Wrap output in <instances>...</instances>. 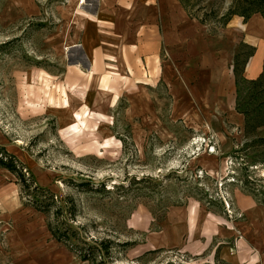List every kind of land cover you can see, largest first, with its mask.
Here are the masks:
<instances>
[{"label":"rangeland","instance_id":"1","mask_svg":"<svg viewBox=\"0 0 264 264\" xmlns=\"http://www.w3.org/2000/svg\"><path fill=\"white\" fill-rule=\"evenodd\" d=\"M252 16L264 0H0V264H264V78L228 96L194 78L200 43L164 39ZM89 25L92 73L71 62Z\"/></svg>","mask_w":264,"mask_h":264},{"label":"crops","instance_id":"2","mask_svg":"<svg viewBox=\"0 0 264 264\" xmlns=\"http://www.w3.org/2000/svg\"><path fill=\"white\" fill-rule=\"evenodd\" d=\"M174 21H172L164 35L165 42L168 41L170 46L174 47V50L176 45L181 43L182 40L184 42L200 43L199 48L194 51L195 56L192 57L190 62L192 69H194V78L208 81V78L214 77V73H222V78L227 79L228 96L230 91L234 92V94H239L241 83L255 85L258 80L264 78V23L259 21V18L252 16L245 20L235 17L220 30V33L212 36L216 42L215 46H210L209 42L212 40L197 28H188V24L181 28L182 25L177 23L176 19ZM90 27L91 25L85 29L80 46L72 47V49H75L76 62L74 60L71 61L73 66L80 64V67L86 70L87 73L102 70L103 61L98 55L99 50L93 49L100 47L101 43L90 41L91 30H93ZM144 28L142 30L143 38H145V35L148 36V44H152L156 48L155 46L160 42L158 41L160 35H158L157 27L151 25V27H148L149 29ZM237 44H241L249 50L241 70H237L236 67L238 57ZM78 47H80V50L76 49ZM169 53L171 54L170 47ZM172 54L176 57L177 53L172 50ZM173 61L176 64V58ZM185 62L188 65V60ZM205 84L210 87L213 86V83L208 82ZM236 100H238V96H236ZM10 239L11 236L9 243ZM27 260L28 263H31L33 258L27 257Z\"/></svg>","mask_w":264,"mask_h":264},{"label":"bare ground","instance_id":"3","mask_svg":"<svg viewBox=\"0 0 264 264\" xmlns=\"http://www.w3.org/2000/svg\"><path fill=\"white\" fill-rule=\"evenodd\" d=\"M8 204L6 203V206H7Z\"/></svg>","mask_w":264,"mask_h":264}]
</instances>
